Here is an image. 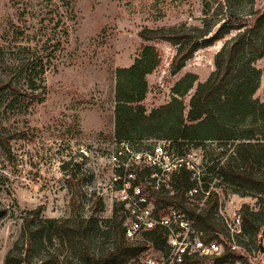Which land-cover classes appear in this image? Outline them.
Returning a JSON list of instances; mask_svg holds the SVG:
<instances>
[{
    "label": "rangeland",
    "instance_id": "obj_1",
    "mask_svg": "<svg viewBox=\"0 0 264 264\" xmlns=\"http://www.w3.org/2000/svg\"><path fill=\"white\" fill-rule=\"evenodd\" d=\"M263 5L264 0H231L230 10L245 16L262 10ZM215 6L209 3L203 15L201 0H0V82L10 80L13 87L0 91V133L6 138L0 144V264H5L9 252L17 264L26 256L29 264H83L76 251L56 238L51 243L46 240L40 251L25 252L27 246L20 238L22 217L36 211L35 222L42 225H48L46 219L92 218L102 232L111 230L115 207L111 158L118 148L116 70L130 66L137 56L143 44L138 35L142 28L207 26ZM217 13L223 19L227 11ZM217 28L218 24L210 34ZM230 34L198 48L176 73L170 65L175 46L148 41L161 52L162 61L145 78L140 103L144 114L167 104L174 84L189 74L191 87L178 98L188 123L190 99L215 71L216 55ZM35 64L43 71L30 86L26 69ZM253 65L259 78L252 97L264 102V55ZM172 123V115L158 122H140L129 129L128 137L148 150L161 145L170 154L165 162L170 170L180 162L206 177L209 190L218 193L225 216L243 205L258 211L252 193H237L235 185L218 178L216 168L207 172V164L215 159L216 143L200 147L177 141L183 143L176 153L174 139H166L175 135L169 130ZM198 183L204 186L203 181ZM168 191L175 189L168 184ZM105 237H93L88 252L98 256L111 249L113 240ZM237 240L245 246L247 239ZM248 254L252 264H264V252L254 248Z\"/></svg>",
    "mask_w": 264,
    "mask_h": 264
},
{
    "label": "trees",
    "instance_id": "obj_2",
    "mask_svg": "<svg viewBox=\"0 0 264 264\" xmlns=\"http://www.w3.org/2000/svg\"><path fill=\"white\" fill-rule=\"evenodd\" d=\"M230 1L201 0L203 15H207L209 3L216 4L213 20L207 26L194 29L142 28L139 31L138 35L143 44L140 45L137 56L130 66L116 70L115 135L117 143L124 142L140 151L143 146L128 137L129 129L140 122H158L172 115L173 123L169 130L175 135L166 139H174L176 153L181 151L183 143L177 141L194 142L200 147H205V143H216L215 159L207 164V172L216 168L221 181L235 185L238 189L236 192L240 195L250 192L256 198L258 211L254 212L248 205H243L239 208V214L241 238L247 239L245 246L252 244L260 250V246H264V102L254 99L252 94L259 78V71L253 64L264 55V5L262 10L257 9L243 16L230 10ZM223 8L227 13L223 19H219L217 11H222ZM217 24L218 28L210 34ZM228 34L230 37L216 55L215 71L204 83L198 85L190 99L185 118L188 123H184V107L178 98L191 87L192 78L188 79L189 74L174 84V95L167 104L153 110L149 115L144 114L140 103L146 91L145 78L162 61L161 52L154 45L148 44V41L163 40L175 46L170 65L171 72L176 73L198 48L222 40ZM26 70V81L32 86L34 79L42 74V66H38L37 70L35 64ZM6 88L13 89L10 80L0 82V91ZM5 142L6 138L0 133V144ZM192 174L193 171L184 163L177 164L168 176L170 185L176 190L175 198L167 202L176 201L184 209V194L197 179L203 181L205 190L209 189L205 182L206 177H193ZM218 201V193L209 190L207 206L196 219L199 228L224 232L219 220L214 217V208ZM70 205L74 213V194ZM119 210L120 206L115 205L112 228L105 232L99 229L97 220L92 218L72 216V219L61 222L46 219L48 225H42L41 221L35 222L38 217L36 211L26 212L21 219V244L27 246L25 252L29 253L31 248L33 251H40L46 240L51 243L56 238L60 243L68 245L72 251H76L77 259L83 264H126L138 254L140 248L125 240L123 218L118 213ZM185 211L192 216L195 208H185ZM249 235L252 238L249 239ZM97 236H111L113 247L94 256L88 252L89 242ZM149 237L154 236L149 234ZM17 242L19 241L14 245ZM238 242L242 243V240ZM10 254L11 252L6 256L5 264L14 262ZM22 264H29L27 256Z\"/></svg>",
    "mask_w": 264,
    "mask_h": 264
},
{
    "label": "built area",
    "instance_id": "obj_3",
    "mask_svg": "<svg viewBox=\"0 0 264 264\" xmlns=\"http://www.w3.org/2000/svg\"><path fill=\"white\" fill-rule=\"evenodd\" d=\"M117 147L111 158V200L120 206L125 240L140 248L126 264H252L248 253L255 247L237 240L242 236L239 208L227 217L218 201L214 217L224 232L199 228L196 219L209 196L200 179L186 190L183 209L176 201L167 202L175 198L176 190L168 191V176L177 164L172 170L166 166L170 154L161 145L140 151L124 142ZM185 208H195L194 214Z\"/></svg>",
    "mask_w": 264,
    "mask_h": 264
},
{
    "label": "water",
    "instance_id": "obj_4",
    "mask_svg": "<svg viewBox=\"0 0 264 264\" xmlns=\"http://www.w3.org/2000/svg\"><path fill=\"white\" fill-rule=\"evenodd\" d=\"M260 252H264V248L262 247V245L260 246Z\"/></svg>",
    "mask_w": 264,
    "mask_h": 264
}]
</instances>
